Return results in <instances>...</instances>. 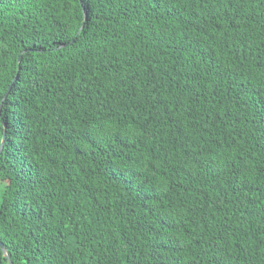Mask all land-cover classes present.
I'll return each mask as SVG.
<instances>
[{"label": "trees", "instance_id": "obj_1", "mask_svg": "<svg viewBox=\"0 0 264 264\" xmlns=\"http://www.w3.org/2000/svg\"><path fill=\"white\" fill-rule=\"evenodd\" d=\"M264 0H0V264H264Z\"/></svg>", "mask_w": 264, "mask_h": 264}, {"label": "water", "instance_id": "obj_2", "mask_svg": "<svg viewBox=\"0 0 264 264\" xmlns=\"http://www.w3.org/2000/svg\"><path fill=\"white\" fill-rule=\"evenodd\" d=\"M5 140H6V125H5V132L3 134V139H2V142H1V145H0V152L2 151V149L4 147ZM0 246L2 247L4 252H6V248H5V246H4V244L2 242H0Z\"/></svg>", "mask_w": 264, "mask_h": 264}, {"label": "snow or ice", "instance_id": "obj_3", "mask_svg": "<svg viewBox=\"0 0 264 264\" xmlns=\"http://www.w3.org/2000/svg\"><path fill=\"white\" fill-rule=\"evenodd\" d=\"M81 3H84V0H80ZM260 72L261 75H264V61H261L256 69Z\"/></svg>", "mask_w": 264, "mask_h": 264}]
</instances>
